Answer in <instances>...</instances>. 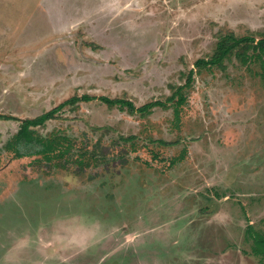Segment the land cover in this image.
Segmentation results:
<instances>
[{
    "label": "rangeland",
    "instance_id": "1",
    "mask_svg": "<svg viewBox=\"0 0 264 264\" xmlns=\"http://www.w3.org/2000/svg\"><path fill=\"white\" fill-rule=\"evenodd\" d=\"M231 33L264 0H0V264H264V56L197 64Z\"/></svg>",
    "mask_w": 264,
    "mask_h": 264
},
{
    "label": "trees",
    "instance_id": "2",
    "mask_svg": "<svg viewBox=\"0 0 264 264\" xmlns=\"http://www.w3.org/2000/svg\"><path fill=\"white\" fill-rule=\"evenodd\" d=\"M248 40L254 42V37H250V36L237 37L232 33L229 35H225L224 38H222L219 41V45H218L219 49L215 52L214 56L211 59H207V60L199 59L197 61V64L205 65L209 63L220 62L228 52H231L233 48L239 46L240 44L242 46L241 48H244V52L249 47H252L254 52L258 51V55L264 56V38L258 40L256 43H253V45L252 43H247ZM103 100L111 106H119L122 109L126 108L127 106V109L130 112L140 111L142 113L151 112V110L157 105H162V106L166 105V102L161 100L150 101L141 106H136L131 100L124 99L121 97L112 98V97L104 96ZM185 100L186 97L183 94H180L179 99L176 103L177 116L179 114L180 104L183 103ZM68 102L70 101H64L60 103L57 107L49 111H46L45 113L37 117L24 119L21 128L18 130V132L15 135L14 142L12 141L9 146L15 149L16 155L18 157L28 156L32 154L47 153L51 150H54L55 147L53 143H56L57 139L55 137L45 138L42 136L35 135L31 125H39L45 123L49 118L53 117L55 111L60 109ZM255 252L264 254L263 237L260 238L257 237Z\"/></svg>",
    "mask_w": 264,
    "mask_h": 264
}]
</instances>
